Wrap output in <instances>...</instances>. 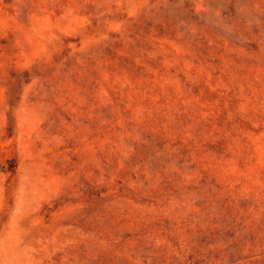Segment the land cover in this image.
<instances>
[{"label": "rangeland", "instance_id": "obj_1", "mask_svg": "<svg viewBox=\"0 0 264 264\" xmlns=\"http://www.w3.org/2000/svg\"><path fill=\"white\" fill-rule=\"evenodd\" d=\"M0 264H264V0H0Z\"/></svg>", "mask_w": 264, "mask_h": 264}]
</instances>
